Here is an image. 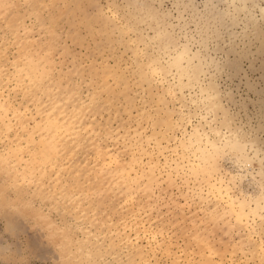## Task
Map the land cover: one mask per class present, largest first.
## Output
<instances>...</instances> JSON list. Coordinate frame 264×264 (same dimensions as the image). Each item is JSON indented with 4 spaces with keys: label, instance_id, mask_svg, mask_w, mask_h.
<instances>
[{
    "label": "rangeland",
    "instance_id": "1",
    "mask_svg": "<svg viewBox=\"0 0 264 264\" xmlns=\"http://www.w3.org/2000/svg\"><path fill=\"white\" fill-rule=\"evenodd\" d=\"M263 9L0 0V264H264Z\"/></svg>",
    "mask_w": 264,
    "mask_h": 264
},
{
    "label": "bare ground",
    "instance_id": "2",
    "mask_svg": "<svg viewBox=\"0 0 264 264\" xmlns=\"http://www.w3.org/2000/svg\"><path fill=\"white\" fill-rule=\"evenodd\" d=\"M263 12H264V9H263ZM197 68L198 69V66L197 65H191L190 66V69L192 68ZM199 71V70H198ZM215 92V91H214ZM217 93V92H216ZM218 96V95H217ZM217 96H216V94H212L211 96H209L208 98L210 99V104H213L215 107H217V106H220L219 105V101H218V98H217Z\"/></svg>",
    "mask_w": 264,
    "mask_h": 264
}]
</instances>
